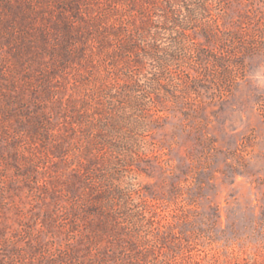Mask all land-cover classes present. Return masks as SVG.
Listing matches in <instances>:
<instances>
[{"label":"rangeland","instance_id":"374dc122","mask_svg":"<svg viewBox=\"0 0 264 264\" xmlns=\"http://www.w3.org/2000/svg\"><path fill=\"white\" fill-rule=\"evenodd\" d=\"M0 264H264V0H0Z\"/></svg>","mask_w":264,"mask_h":264}]
</instances>
